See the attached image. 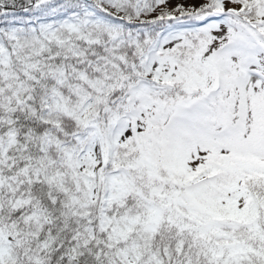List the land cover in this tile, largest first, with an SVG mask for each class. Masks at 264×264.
<instances>
[{"label":"snow or ice","instance_id":"obj_1","mask_svg":"<svg viewBox=\"0 0 264 264\" xmlns=\"http://www.w3.org/2000/svg\"><path fill=\"white\" fill-rule=\"evenodd\" d=\"M0 264H264V0H0Z\"/></svg>","mask_w":264,"mask_h":264}]
</instances>
